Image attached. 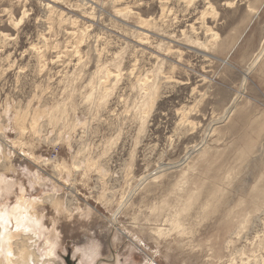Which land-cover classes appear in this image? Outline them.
Masks as SVG:
<instances>
[{"label":"rangeland","instance_id":"obj_1","mask_svg":"<svg viewBox=\"0 0 264 264\" xmlns=\"http://www.w3.org/2000/svg\"><path fill=\"white\" fill-rule=\"evenodd\" d=\"M0 174L35 264H264V0H0Z\"/></svg>","mask_w":264,"mask_h":264},{"label":"bare ground","instance_id":"obj_2","mask_svg":"<svg viewBox=\"0 0 264 264\" xmlns=\"http://www.w3.org/2000/svg\"><path fill=\"white\" fill-rule=\"evenodd\" d=\"M11 188L12 185L7 181L6 176L0 174V264H35L40 261L41 256L35 251L30 239L35 237L37 242L39 234L36 236L35 230L41 219L33 211L32 201L26 199L24 195H19L14 205L2 201L11 192ZM52 248L49 250L51 256H53ZM85 256L88 255L85 254ZM85 259L88 261L87 257ZM80 264L88 263L81 262Z\"/></svg>","mask_w":264,"mask_h":264}]
</instances>
